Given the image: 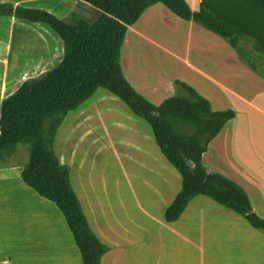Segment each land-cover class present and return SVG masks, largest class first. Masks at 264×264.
<instances>
[{"label": "trees", "instance_id": "obj_1", "mask_svg": "<svg viewBox=\"0 0 264 264\" xmlns=\"http://www.w3.org/2000/svg\"><path fill=\"white\" fill-rule=\"evenodd\" d=\"M80 1L96 10L95 17L71 11L61 18L45 8L0 3V17L44 24L64 46L60 61L43 74L25 79L3 99L0 162L15 155L20 144H29L22 180L60 209L83 264H101L109 247L92 229L72 184L71 165L61 163L55 140L68 113L103 88L152 127L163 155L182 176V188L165 212L168 222L178 220L196 196L205 195L264 233V218L255 211L248 192L226 175L209 172L203 160L236 111L214 109L207 97L180 79L173 82L176 93L155 104L131 84L122 66L130 27L147 8L162 3L183 20L225 39L239 60L264 78V0H203L198 10L187 0Z\"/></svg>", "mask_w": 264, "mask_h": 264}, {"label": "crops", "instance_id": "obj_2", "mask_svg": "<svg viewBox=\"0 0 264 264\" xmlns=\"http://www.w3.org/2000/svg\"><path fill=\"white\" fill-rule=\"evenodd\" d=\"M0 1L55 11V0ZM187 1L193 10H198L203 0H192L193 3ZM166 8L162 3L150 6L130 27L129 34L135 36L137 34L138 38H135L133 43L135 57L129 58V76L125 75L141 94L155 104H161L176 93L173 85L176 79L188 81L180 72L186 73L189 69L226 89L228 92H225L228 94L234 95L230 89L243 94L237 96L240 101L236 107L239 112L235 110L236 117L228 121L221 133L212 141L203 160L209 172L222 173L240 184L248 192L256 212L264 218V102L256 101L264 98V78L242 63L230 44L228 46L223 41L220 43L213 41L208 44L213 38L212 32L192 21L183 20L175 13L172 14L169 8L172 13L168 12ZM30 24L38 31L39 44L34 49L40 57L36 58H51L52 53L56 51L52 39L47 35L48 26L41 23ZM11 36L12 44L14 33ZM9 39L10 37L8 42ZM138 39H143L150 50L157 52V58L146 59L147 55L142 46L138 45ZM164 39L170 41L171 46L164 47L160 43ZM207 47L214 50L209 55L203 53ZM205 51L207 53V50ZM217 52H220V57L214 59L217 58ZM196 54L200 57H195ZM166 66L170 71L168 79L158 74ZM222 68L230 74L248 72L246 74L248 83L256 84L255 87L252 90L247 88L244 93L239 87L247 84L245 79H242L243 82L239 80L236 85H231L230 79L221 81L224 75L219 74L220 79L215 75H218V71ZM156 74L157 76L150 82V76ZM7 78H11L10 74L6 75L4 80ZM205 97L211 101L213 108L218 110L211 98ZM3 99L4 97L0 98V106ZM225 106L230 107L228 104ZM73 133L74 131L71 130L70 135ZM132 136L134 142L127 145L132 152L127 160L126 154L116 148L120 142L115 138L111 139L115 148L112 151L113 156L123 164L130 163V170L127 172H131L133 177L144 175L149 181L153 180L151 181L154 185L153 190H138L139 192L130 190L132 196L130 201L140 210H146L147 207V212L143 210L142 212L150 220L136 222L133 219V225L143 228L155 226L158 229L152 239H150L152 235L150 230L146 238L143 235L138 238L135 230L132 234L129 233L127 238L125 232L121 230L116 231L117 235L108 234L97 220L90 217L84 204L85 200L81 198L92 229L109 247V251L102 257L101 264H124V259L131 255H139L141 257L139 262L146 264L155 248L166 251L168 255L170 249L174 250L171 255H175L176 258L196 260L197 263L207 258L210 264H217L223 258L225 264L229 262L230 264H264V234L259 233L254 227L250 229L244 224V218L240 214L227 209L210 197L206 199L202 197L203 195L196 196L182 216L174 222H166L155 216L157 213L150 210L149 205L157 207V211L161 208L164 212V208L166 210L176 197H170L168 190H158L157 186L163 185L162 177L154 174L158 171L156 166L169 161L161 156L160 148L147 144L146 137L149 140L151 137L144 129L132 131ZM102 149L106 147L102 146ZM8 162V160L0 162V264H75L72 255L75 256L76 264H83L80 249L60 209L54 202L41 197L32 187L20 180L18 173L15 169H10ZM71 166H75V163ZM168 173L180 182L182 188L180 173L169 167L166 168L165 174L168 183L164 187L170 185ZM170 191L176 193L178 190ZM58 225L68 243L65 257L60 254L59 258L55 244ZM249 258L255 261L250 262Z\"/></svg>", "mask_w": 264, "mask_h": 264}, {"label": "rangeland", "instance_id": "obj_3", "mask_svg": "<svg viewBox=\"0 0 264 264\" xmlns=\"http://www.w3.org/2000/svg\"><path fill=\"white\" fill-rule=\"evenodd\" d=\"M189 2L193 3L192 0H189ZM0 3L4 2L0 1ZM54 3L55 11L53 13L61 18H66L71 11H78L85 17H95L96 14L95 9L87 7V5H84L81 1L55 0ZM166 10L171 12L168 8H166ZM177 18L180 19L179 17ZM30 23L31 22L20 20L12 16L0 17V98H5L14 92L25 79L43 74L60 61L63 56V42L54 31L47 27L49 30L47 35H49L52 39L55 49L54 51L56 52L52 53L51 58H36L40 57L39 53L34 49V47L39 44L37 34L38 31L32 27ZM13 33L14 40L11 44V35ZM211 36H213V38L208 42V44L213 43V41L215 43L223 41L224 44L229 46V43L224 39H221V37H217L213 34ZM8 37H10L9 42ZM129 39L130 34L128 32L122 50V66L127 76H129L128 73L130 69L127 48ZM161 41L162 42L160 43L164 47L171 46V42L167 39ZM244 48L247 51L251 50L249 44H244ZM205 50H207V53ZM205 50H203V53L206 55H209V53L214 51L212 48L208 47L205 48ZM234 51L236 52L235 49ZM155 54H157V52ZM236 55L238 56L237 52ZM166 56L169 59H172L169 55ZM143 57L145 58V56ZM195 57H200V55L196 54ZM219 57L220 52H217V58L214 59H218ZM146 59L148 58L146 57ZM195 65L198 66L197 64ZM168 68L169 67L166 66L165 69H162L158 74H161L168 79L170 77V71L167 70ZM9 74L11 78L4 80L6 75ZM180 74L187 77V82H189L188 84L191 86L194 85L200 92H202V94L210 97L218 110L226 109L228 106L225 105L228 104L230 105L228 108L238 111L236 107H238L237 103L240 99H238L237 96H242V93L230 89L234 95L230 93L228 94L226 89L210 82L208 79L201 77L198 72L191 71L190 69L188 72H180ZM217 74L218 75L215 76L218 79H220L219 74L224 75V78L221 81L230 79L229 83L231 85H236L239 80L242 81V79H245L247 84L239 87L244 93H246L247 88L252 90L256 85L248 83V78L246 76L248 72H236L230 74L226 73L225 69L222 68V70H219ZM156 76L157 74L151 75L149 81L152 82ZM1 80H3V82ZM256 101L262 103L264 102V98H259ZM97 125H99V128H97ZM142 129H144V131L151 137L150 140L146 137L147 144H151L155 148L159 149L152 127L146 121L135 115L122 99L106 89L100 88L92 98L83 103L77 110L70 111L68 113L57 133L55 148L61 163L68 165H73L75 163V166H71L72 184L74 185L75 192L83 206V209L84 205L82 199L85 200L84 204L86 209H88L90 217L95 221L97 220V222L108 234L117 235L116 231L121 230L125 232V238H127V235L129 233L132 234L135 230L138 238L142 235L146 238L150 230L152 233L150 239H152V237L156 235V231L158 229L157 227L147 226L146 228H143L139 225H133V219H135L136 222H141L142 220H147L148 222L150 220L148 217L143 215V209L140 210L133 206L130 201V198L132 197L130 195V190H135L136 192H139L138 190H153L154 185L151 183L153 180L149 181L144 175L142 177L138 175L133 177L131 172H127V170H130V163L124 162L123 164L117 158H114L112 152L115 148L111 139L115 138L120 142V145L116 146V148H118L121 153L124 152L126 154L125 159L127 160L132 152L129 151L127 145L134 142L132 131H142ZM71 130L74 131L72 135H70ZM87 130L90 131L86 132ZM102 146H105L106 149H108V152H106V149H102ZM161 154V156L165 158L163 153ZM29 157L30 146L29 144L22 143L18 146L17 153L8 159V166L10 169L16 170L18 173L17 176L20 180L22 179L21 170L29 161ZM81 157V162L78 163V159ZM168 167L176 170L169 162H165L160 166H156L158 171L154 174L162 177L163 185H158V190H168L170 197L174 198L181 190V185L180 182H178L175 178H172V176L168 173L170 177V185H168L167 188L164 187L168 183L167 177L165 176L166 168ZM181 177L182 176H180V178ZM80 178L81 184L79 183L78 186L77 180ZM170 190L178 191L176 193H172ZM202 197L206 199L209 198L207 196L205 197V195ZM149 206L150 210L157 213L155 216H158L160 219H164V221L168 222L165 218L167 208L166 210L164 208V212H162L161 208L157 211V207L152 205ZM145 208L146 210L143 211L147 212L148 208ZM134 213L137 215H134ZM244 224H246L250 229L253 228L245 219ZM258 231L259 233L264 234L260 230ZM172 252H174V250L170 249L168 255L166 251H160L155 248L152 250L150 260L146 264H159L160 258L161 264H210V260L207 258L202 259L203 262L201 260L198 263L196 260L188 261L185 259H178L175 255H171ZM140 259L141 257L139 255H131L128 258H125L123 263L144 264L143 262H139ZM248 261L254 262L255 260L249 258ZM217 264H225V260L222 258ZM228 264H230V262Z\"/></svg>", "mask_w": 264, "mask_h": 264}, {"label": "bare ground", "instance_id": "obj_4", "mask_svg": "<svg viewBox=\"0 0 264 264\" xmlns=\"http://www.w3.org/2000/svg\"><path fill=\"white\" fill-rule=\"evenodd\" d=\"M133 36V37H132ZM132 38H133V40H132ZM135 38L137 39L138 38V36H137V34H136V36H135V34H130V39H129V44H128V54H129V58H133V57H135V55H134V51H133V43H134V41H135ZM138 45H141L142 46V48H143V51L145 52V54L147 55V58H148V60H150V59H155V58H157V55L155 54V52L154 51H152V50H150L147 46H146V44L144 43V40L143 39H138ZM127 51V50H126ZM124 52H125V50H124ZM154 61V60H153ZM154 70H156V68H153ZM81 159H82V157L81 158H79L78 159V163L79 162H81ZM81 174V173H80ZM81 182V178L80 179H78L77 180V184H78V186H79V183ZM81 184V183H80ZM60 225H58V232L56 231V235H55V244H56V249L58 250V254H57V257L59 258V256H60V254H62V255H64V257H65V255H66V248L68 247V243H67V239H66V237H65V235H63V233H61L60 232V227H59ZM42 248H44V245H42ZM47 249V248H46ZM72 257V259H73V261H74V263L76 264V259H75V256L74 255H72L71 256ZM202 262H203V260H202Z\"/></svg>", "mask_w": 264, "mask_h": 264}, {"label": "water", "instance_id": "obj_5", "mask_svg": "<svg viewBox=\"0 0 264 264\" xmlns=\"http://www.w3.org/2000/svg\"><path fill=\"white\" fill-rule=\"evenodd\" d=\"M10 13H12L13 11L12 10H9Z\"/></svg>", "mask_w": 264, "mask_h": 264}]
</instances>
